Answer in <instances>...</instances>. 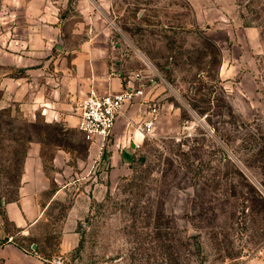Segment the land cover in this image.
Masks as SVG:
<instances>
[{
	"label": "rangeland",
	"instance_id": "obj_1",
	"mask_svg": "<svg viewBox=\"0 0 264 264\" xmlns=\"http://www.w3.org/2000/svg\"><path fill=\"white\" fill-rule=\"evenodd\" d=\"M58 15V74H75L71 57L93 41L117 74L144 76L159 115L113 171L108 146L92 150L76 122L0 103V200L17 197L32 142L50 178L44 200L68 185L26 246L67 264H264V212L249 214L236 174L264 195V0H68ZM67 228L80 240L61 252Z\"/></svg>",
	"mask_w": 264,
	"mask_h": 264
},
{
	"label": "crops",
	"instance_id": "obj_2",
	"mask_svg": "<svg viewBox=\"0 0 264 264\" xmlns=\"http://www.w3.org/2000/svg\"><path fill=\"white\" fill-rule=\"evenodd\" d=\"M67 3L68 0H0V103L17 98L27 103L31 111L40 110L48 121L76 122L78 126L77 116L67 112H74V97L82 98L93 89L122 90L133 76L117 74L103 57V48L90 40H84L71 57L75 74L68 71L70 68L60 74L55 71L57 58L52 51L60 31L58 14ZM145 111L144 105L135 102L117 118L115 140L107 145L112 152L109 160L113 171L130 164L136 150L134 144H140L143 138L134 123L144 118ZM89 143L96 152L104 148L100 138ZM29 148L17 197L0 200V264H52L51 259L39 253L37 243L26 246V238L45 217L51 200L68 185L56 189L51 198L44 200L50 178L46 174L42 143L32 142ZM58 152L54 157L56 165L63 151ZM68 220L72 222L71 215ZM79 240L77 230L67 228L61 237V252H69Z\"/></svg>",
	"mask_w": 264,
	"mask_h": 264
},
{
	"label": "built area",
	"instance_id": "obj_3",
	"mask_svg": "<svg viewBox=\"0 0 264 264\" xmlns=\"http://www.w3.org/2000/svg\"><path fill=\"white\" fill-rule=\"evenodd\" d=\"M143 78L140 73H135L122 90L101 92L93 89L75 102L74 113L78 118V130L88 141L100 138L104 147L114 142L117 118L128 105L135 102H140L146 107L144 118L134 123L136 129L143 137L151 134L158 120L159 106L149 97L148 87L143 83ZM134 145L140 146L138 143ZM50 262L67 264L64 256H57Z\"/></svg>",
	"mask_w": 264,
	"mask_h": 264
},
{
	"label": "trees",
	"instance_id": "obj_4",
	"mask_svg": "<svg viewBox=\"0 0 264 264\" xmlns=\"http://www.w3.org/2000/svg\"><path fill=\"white\" fill-rule=\"evenodd\" d=\"M204 111L205 110L201 112ZM259 153H263L262 148L259 150ZM236 174L240 180L247 182L246 185L248 186V189L240 196L244 199V207L248 209L249 214L253 217L259 216L260 213L264 212V195L262 194L261 190L255 184H253V182H251L242 171L238 170ZM262 184L264 186V181ZM234 192L235 193H232V196L236 195V191ZM38 251H40L39 253L43 255V250H41L40 247Z\"/></svg>",
	"mask_w": 264,
	"mask_h": 264
},
{
	"label": "water",
	"instance_id": "obj_5",
	"mask_svg": "<svg viewBox=\"0 0 264 264\" xmlns=\"http://www.w3.org/2000/svg\"><path fill=\"white\" fill-rule=\"evenodd\" d=\"M33 247L36 249L37 248V244H34Z\"/></svg>",
	"mask_w": 264,
	"mask_h": 264
},
{
	"label": "bare ground",
	"instance_id": "obj_6",
	"mask_svg": "<svg viewBox=\"0 0 264 264\" xmlns=\"http://www.w3.org/2000/svg\"><path fill=\"white\" fill-rule=\"evenodd\" d=\"M139 132V131H138ZM140 133V132H139ZM141 134V136L143 137V135H142V133H140Z\"/></svg>",
	"mask_w": 264,
	"mask_h": 264
}]
</instances>
